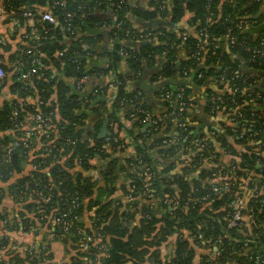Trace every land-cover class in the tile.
<instances>
[{
    "label": "trees",
    "instance_id": "16d2710c",
    "mask_svg": "<svg viewBox=\"0 0 264 264\" xmlns=\"http://www.w3.org/2000/svg\"><path fill=\"white\" fill-rule=\"evenodd\" d=\"M109 1L64 0L65 4L61 7L55 5L54 0H1L5 13L10 16L8 19L14 20L16 27L28 20L24 13L29 12L35 20L33 30L39 34L40 39L34 40L32 36L29 39L27 34V37L21 39L22 43L17 50L10 53L7 59L0 53V67L6 72V77L11 74L12 86L18 90L20 97H40L38 107L43 113L48 114L53 109L48 104L45 105V101L55 87L61 120L67 122L65 129L60 131L61 139L51 147L52 154L37 158L38 167L42 168L45 164L67 155L64 163L66 169L56 163L49 167L51 179L56 186L49 187V176L45 172L33 170L9 182L7 192L17 196L19 203L20 195L27 185L29 189L49 195V201L42 205L47 214L65 211L73 219L69 233L60 239L68 253L66 264H193L195 248L201 241H204V245L219 242L220 254L215 259L203 256L199 264H242L247 261L251 252L258 253L264 260V145L258 143V139H261V144L264 143V136L260 133L252 136V132L264 130V87L258 83L260 74L264 73V58L254 56L244 47H254L258 39L256 34L264 35V0H150L148 10L140 8L134 11L139 18L167 19L174 25L181 22L186 24L180 27L152 25L153 28L143 29L161 32L156 38V45L138 43L143 40L131 39L127 34L126 29L140 31L131 26L125 15L131 10L128 0H122L118 9L110 8ZM46 7L51 8L55 17L52 23L40 20L39 10ZM107 9L111 10L110 18L103 16ZM133 10L135 9L132 8V12ZM67 12L70 16H66ZM241 20L244 27L239 31L236 23ZM116 21H120V26L115 28L113 23ZM103 25L110 26L111 43L107 46L97 44L100 39L99 28ZM67 26L73 28L72 34L66 30ZM30 30L27 28V31ZM199 30L207 36L210 44L205 52H201L199 59L195 60L190 54L197 51ZM183 34L186 35L184 41ZM231 37L236 38L232 44ZM215 44H218L217 48H213ZM7 47L6 43H0V48ZM179 50L184 51L185 60L176 57ZM60 51L62 56H58ZM36 54L41 59L42 76L32 75L30 81L18 79L21 72L31 67V60ZM155 55L159 57V64L151 72V78L145 80L141 62L145 60L152 66ZM15 64L19 66V71H15ZM120 64H125L126 69L121 71ZM110 71L117 73L116 77L121 82L118 86V97L131 98L138 92L137 102L140 107L148 110L152 106L147 92H153L158 97L182 88L184 99L189 103L191 91L210 79L220 83L219 89H222L225 84L221 83L220 76L230 89L235 88L237 91L233 94L230 91L219 94L207 89L208 98L214 95L222 97L226 102L231 98L239 100L244 96L241 91L244 87V93H259L260 98L253 106V111L243 108V118L236 119L237 132L232 131V126L229 125L220 134H215L213 140L204 138L195 131L192 124L187 123V139L177 145L163 143L164 139L180 133V130L171 131L168 128L164 131H152L149 127L144 128L140 123V113L134 114L133 109L127 105H124L123 110L127 109L124 116L128 117L130 124L125 129L115 114L116 109H119L117 103H114L113 111L107 110V120L112 123L113 128H110L106 137L98 136L99 123L87 134L80 133L74 127L80 121L79 118L95 113L92 107L90 111H86L93 96L88 95L84 88L96 78L101 79L103 84L93 87L90 83V88L102 90L106 75ZM62 75L71 78V81H64ZM154 80L159 81L158 86L154 84ZM79 82L81 87L77 88L76 84ZM126 84L131 86V91L124 90ZM167 103L163 100L164 106ZM14 108L16 107L3 103L0 111V131L14 129V124L19 122L13 115ZM34 108L26 105L29 112ZM131 113L133 116H130ZM248 122L254 123L252 128L247 126ZM122 130L134 140V153L131 156H123L125 151L119 147L122 143ZM238 132H243L242 136ZM196 136L202 146L199 150L188 153L186 146ZM65 138L74 140L75 144H65ZM249 138L253 139L252 143L247 142ZM107 143L110 152L105 148ZM218 145L234 157L228 165L222 161ZM175 147L182 151H177ZM39 153L45 154L43 148ZM119 153L121 155H116ZM210 156H214L211 160L223 167L222 175H226L224 171L233 170L237 177L243 178L253 172V180L247 185L246 205L249 212L243 211L252 218L253 239L243 236L240 233L242 228L231 229L228 231L229 236H223V217L232 211V201L239 180H230V193L217 197L211 188L221 180L215 179L216 173L207 165ZM75 166L82 168L80 173L69 172L68 168ZM19 169L18 160H0V179L8 182ZM87 169H93L95 174H84L83 171ZM133 169L141 174L136 176ZM121 176L128 179L121 186L124 201H117L115 205L110 198L99 201L97 194L100 192L115 194V183ZM3 194L4 190L0 188V206ZM127 195H131L133 200L128 201ZM149 196L160 201L154 208L149 204ZM191 196L200 200L189 202L188 198ZM173 197L178 203L164 201ZM75 198L79 202L78 207L73 205L72 200ZM21 205L25 207H22V211L19 210L20 220L24 216L23 225L33 227L37 219L41 218V214L37 213L39 209L31 203ZM32 209L33 215L25 213ZM90 209L94 211L89 217L90 225L86 226L77 217H82L83 212ZM41 219L43 222L47 221L45 218ZM76 226L89 234L93 229L101 233L106 244L105 256L99 259L95 245L91 246L89 253L80 250ZM183 228L190 234H184ZM56 232L60 233L57 229ZM176 232L178 237L173 243L172 255L168 260L164 259L161 247ZM197 234H201L202 239H196ZM247 239L250 240L248 246L251 250L245 252L243 242ZM7 244L1 241L0 248ZM44 246V249L31 247L32 256L28 253L14 255L15 260L4 254L0 256V264H52L51 246L49 243Z\"/></svg>",
    "mask_w": 264,
    "mask_h": 264
},
{
    "label": "built area",
    "instance_id": "2783aa9c",
    "mask_svg": "<svg viewBox=\"0 0 264 264\" xmlns=\"http://www.w3.org/2000/svg\"><path fill=\"white\" fill-rule=\"evenodd\" d=\"M122 2H123L122 0H120L119 2L110 0L108 2V5L110 8L112 7V8L118 9L121 7ZM54 4L62 7L64 6L65 2L64 0H54ZM0 11H2L3 13L4 11L3 5L0 7ZM39 12H40V15H39L40 20H45L50 23L55 21V17L52 13L51 8L49 7L41 8ZM24 15L28 17V20L32 19L31 14L29 12H25ZM125 15H127V13H125ZM66 16H70V13L67 12ZM114 17H115L114 19H116V16ZM12 21L15 23L14 20ZM119 24H120V21L119 22L116 21L113 23V26L116 28L120 26ZM243 25H244V22L242 20L236 23V27L239 31L243 30V27H244ZM66 30L70 34L74 32L73 28L70 26H67ZM126 32L130 36L131 39H135V40L156 39L161 34L160 31L152 30V29H148L145 31L144 30L131 31L130 29H126ZM32 34H33L32 38L34 40L40 39V36L37 32L36 33L33 32ZM258 36H257L258 38L257 44L254 45V47H251L249 45H245L244 47L246 48V50L251 51L254 56L264 58V35H261L259 37ZM197 37L199 38V43L197 45V51L190 54V57L195 60L199 59V55L201 54V52H205L207 50V46L210 44V40L207 38L206 35L202 33L201 30H199ZM185 39H186V35L183 34L182 41H184ZM235 40H236L235 37H231L230 43L231 44L234 43ZM217 47H218V44H215L213 46V48H217ZM62 55L63 53L62 51H60L58 53V56H62ZM40 61L41 59L39 58L38 54H36V56L33 57L31 60V65H30L31 67L28 70L21 72L18 76V79L23 80V81H30L32 75L42 76V74L40 73V69H41ZM15 67H16L15 71H19V66L15 64ZM183 73L185 74V71ZM116 74L117 73H115L114 71H110L106 75V78H105L107 82L108 90H110V95H109L108 103H107V107L109 111H113L114 103H117L119 105V109L118 108L116 109L115 114L119 117L122 109L124 108V105H127L128 107L133 109L134 114L140 113L141 115L140 123L148 126L149 129L152 131L157 130V129H161L162 131H164L168 128L171 130L172 127H173V130L171 131H175V129L180 130V133L178 134L175 133L173 136L167 139H164L163 143H167V144L172 143V144L177 145V143H179L183 139L184 140L187 139L188 130L186 129V124L190 122L188 121V115L186 112H187V107L189 103L188 101L184 99V90L182 88L177 89L175 91L166 92L160 95V97L163 100H166L168 102L167 103L168 105L165 106L166 110L161 116L159 117L155 116L154 118L153 117L154 115L151 113L150 110L140 107L139 103L137 102L138 92L135 96L131 98L118 97V86L121 85V82L120 80L117 79ZM4 77H6V72L0 67V79ZM83 78L86 79L85 77ZM220 79H221V83L225 84V87H227L228 92L230 91V93L233 94V92L235 93L237 91L235 88L230 89L227 86L228 83L224 81V78L222 76H220ZM76 87L77 88L81 87V83L80 82L77 83ZM124 90L129 92L132 89L129 84H126L124 86ZM245 90H246L245 87L241 90L244 96L239 100L231 98L228 100V102H226L222 97L214 96V95H210V98H209L211 110L223 111L226 117V120L232 126L231 130L234 132H237L236 119L238 118L241 119L244 116L243 108L246 109L247 107L246 110L253 111L252 110L253 106L255 105L256 101L260 98L259 93H255L254 95H249L247 93H244ZM34 97L27 96L23 98L24 106L20 110L21 111L23 110V112L25 113V116L23 120L17 122L14 127L15 130H19L18 132H21L22 134L17 136L13 142L7 143L2 148L1 155H0L1 162H8L10 158H12L13 153H18L20 156H23L26 150L28 149L30 150L32 148V147L30 148L31 141H33L34 143L36 139H41L42 144H43L42 148H43V151L45 152V154H41L39 156L51 155L52 154L51 147L55 146L58 140L61 139L60 131L65 129L67 122H64V120H57L54 109H52V111H50L48 114L43 113L38 107L40 104V99H38L37 104H29L28 101L33 100ZM188 100L190 99L188 98ZM26 105H32L35 108L34 110L29 112L26 109ZM45 105H47L46 102H45ZM133 113H131L130 116H133ZM16 114H17V109H14L13 115H16ZM253 124H254L253 122H248L247 126L252 128ZM238 133L240 136H242L243 134V132H238ZM258 133L264 136V130H261L259 132L254 131L252 132V136L258 135ZM126 138L128 139V141H130L131 144H134V140L130 135L127 136ZM114 140L117 141V139L115 138ZM64 141H65V144L67 145L75 144V141L69 138H65ZM252 141H253L252 138H249L247 140L248 143H252ZM258 143L260 145H264V143L261 144V139H258ZM201 146H202L201 141L199 137L196 136L190 140L189 144L186 146V151H188V153L197 151L199 150V147L201 148ZM60 148L61 150L63 149L62 145L60 146ZM175 148L177 149V151H182L178 147H175ZM213 157L214 156H210V160L207 165L211 166L212 170L216 173L217 177H215V179L217 181L221 180L220 183L212 186L211 188L213 193L216 194L217 197H220L221 194L223 193H230L231 191L230 185H229L230 180H233V181L239 180V186L236 190V193L232 201V211L230 213H227L226 216L223 217V220H225V224L223 227V236L226 237V236H229V233H228L229 230L234 229V228L239 230L240 228H243L242 224H243L244 218H248L252 222L251 220L252 218H250V215H247L243 211L249 212L248 206L246 205V199L248 195L247 185L249 182L253 180V177L250 175V172H249L245 177L239 178L234 174L233 170L224 171V173L226 172V175H222L223 167L219 163L212 161L211 159H213ZM65 159H67V155L61 156L59 159L52 161L50 164H45L42 168L38 167L39 164H37L36 166H33V168L34 170L45 172L49 176L48 177L49 187H55L56 183L53 182V180L51 179V175L49 173V167L52 164L56 163L62 169H66L67 167L64 164ZM68 170L70 169L68 168ZM133 171H135L136 176H139L141 174V172L137 171L136 169H133ZM76 198L72 200L74 207L79 206V202L77 201ZM126 199L128 201H131L133 200V197L131 195H127ZM149 199H150L149 202H151L153 208L156 206L155 204L157 202H160L158 198H154L152 196H149ZM202 199H205V198L202 197ZM199 200L200 198L195 197V196H191L188 198L189 202H197ZM48 201H49L48 194L45 195V194L40 193L39 191H36L35 189H29L28 186L25 185L20 195L19 203L20 204L21 203L34 204V206L39 209L38 215L41 214V218L47 219V221H49V223L51 224V226H53V228H56L57 230H59L61 237H66L74 221L72 218L68 217V213L65 211H58L56 213L47 214V212L44 211V208L42 205L43 203H47ZM164 201H168V202L171 201L172 203H178V200L174 197L171 199H165ZM77 220L78 221L82 220L80 215L77 217ZM75 229H76V234L79 240V248L81 251H86V253H89V249L91 248V246L95 245L97 251L99 252L98 256L99 255L105 256L104 250L106 248V244L102 240L101 233L93 229V232L89 234L88 232H83L80 226H76ZM174 234H177V232L173 233L172 235ZM176 237H178V235ZM196 239H202V235L197 234ZM249 241L250 240L247 239L245 242H243L245 252H248L251 250L250 247L248 246ZM218 245H219V242H214L212 245L214 251L211 257L213 258L218 257L220 254ZM5 248L6 247L1 246V249H5ZM172 252L169 253V257L172 255L171 254ZM28 255L30 256L33 255L31 250H28ZM242 264H264V260L261 258V256L258 253L251 252L247 261H244Z\"/></svg>",
    "mask_w": 264,
    "mask_h": 264
},
{
    "label": "crops",
    "instance_id": "0c3cea01",
    "mask_svg": "<svg viewBox=\"0 0 264 264\" xmlns=\"http://www.w3.org/2000/svg\"><path fill=\"white\" fill-rule=\"evenodd\" d=\"M150 0H128L130 4V11L127 13V18L130 20L131 26L137 30H143L148 27H154V26H144L143 24L148 21L152 20H144L139 18L134 11H138L140 8L144 10L149 9V3ZM2 6L1 0H0V7ZM132 6V7H131ZM132 8L135 9L132 12ZM103 15L106 18L111 17V10L107 9V11H104ZM10 17L8 14L5 13V10L0 11V43L7 44V49L0 48V53H3L6 56L10 55V53L16 51L17 47L20 43H22L23 37H27L31 39V36L34 32V25L35 20L29 19L26 20L25 23L21 26H15L16 22L14 23L11 19H8ZM167 20V19H166ZM186 25L184 22L175 24L177 27H180L181 25ZM27 28H30V32L27 31ZM100 39L97 42L99 46H107L111 43L110 38V26L109 25H103L100 27ZM29 32V33H28ZM28 34V35H27ZM258 35L256 34V37ZM157 40V39H156ZM182 50V49H181ZM179 50V53L176 57H180V59L185 60L186 55L184 54V51L182 52ZM181 51V53H180ZM159 57L154 56V63L153 65H148L145 60H142V74L145 80H148L151 78V75L153 70H155L159 64V61L157 60ZM179 59V60H180ZM14 66V64H13ZM120 69L125 70L126 65L120 64ZM63 74V73H62ZM11 74H8L7 77H4L0 79V111L2 109L3 103H7L10 106H14L17 109V114L14 116L19 121H22L25 113L23 110L21 111L22 107L24 106V97H20L18 95V90L14 89L12 86L11 81ZM61 75V72L59 73ZM178 77V75H177ZM260 79L258 80V83L264 87V75H260ZM62 78L64 81H71V78L62 75ZM159 79V78H158ZM160 79L163 81V79L160 77ZM4 80V82H3ZM174 80V79H173ZM171 80V81H173ZM154 84L158 86L159 81L157 82L154 80ZM92 86H96L99 84H103V81L101 79L93 78L92 82H90ZM90 83L88 86L84 88L85 91L88 92V95H92L93 97L90 99L89 106H86L89 109L94 108L95 113H93L90 116H85L83 118H79V122L74 125V127L80 131V133L87 134L89 131H92L94 129V126H96L98 123V134L102 126V120L103 117L107 120V117L109 113L107 103L108 98L110 95V90H108L107 83H104V88L101 90L90 88ZM220 83L216 82L214 79H210L207 81L204 85L200 86L199 88H196L191 91L189 95V104L187 107V115H188V121L192 126H194L195 131L202 134L204 138H210L213 140L215 134H220L222 131H224V128L226 126H229L230 123L226 120V117L223 113V111H213L211 110V107L209 105V98L207 94V89H210L212 91H215L219 94H224L228 89L227 87H224L222 89H219ZM151 92V91H150ZM148 98H150L152 109L150 110L151 113L159 117L161 116L165 110L166 107L163 105V99L160 96H154V93L150 94L147 92ZM27 97V96H25ZM40 97L37 95L33 98V100L28 101L29 104H37L38 99ZM105 99V100H103ZM47 104L52 107L56 114V119L61 120L62 115L59 111V102H58V96L55 91V87H53V90L49 94V97H47L46 101ZM92 107V108H91ZM127 109H122L121 114L119 116V120L122 121L123 127L126 129V127L129 126L130 122L128 117H125L124 114ZM13 111V110H12ZM90 111V110H89ZM92 111V112H93ZM91 112V113H92ZM90 113V112H89ZM15 121V120H14ZM15 127V124H14ZM148 126L144 125V128ZM110 128H113L112 123L107 120V134L102 136L106 137L109 134ZM123 128V129H124ZM80 129V130H79ZM82 129V130H81ZM173 130V127L172 129ZM19 130L9 129L8 131H0V152L2 151V148L5 146V144L13 142L17 136L21 135V132H18ZM120 140L122 143H120L119 147L124 149L123 156H131L134 153V144H131L130 141L126 138L129 136V134L122 130V134H120ZM99 136V135H98ZM101 137V136H99ZM3 140H6L4 143ZM107 145V146H106ZM105 145V148L110 152L109 150V144L107 143ZM42 141L41 139H36L35 142L31 141L30 150H26L23 156H20L18 153L16 154L15 160L19 161L20 169L18 171H15L13 173V176L10 178L8 182H2L0 179V188L4 190L3 199L0 206V242L5 241L8 244L6 245L5 249L0 248V256H3L4 254L10 255L14 260V255H22L28 253V250H32L31 247H34L35 249L41 247L45 248L44 245L51 246L52 249V258L50 259L52 261V264H66L67 262V255L65 247L61 242V235L60 233L56 232V228H53L49 221L43 222V220L37 219L35 225L33 227L23 225V217L21 216L20 220V213L19 210L22 211V207H25L17 202V196H12L7 192V184L11 181H14L16 178L27 175L28 173L32 172L34 170L33 166H36L39 159V152L42 149ZM218 151L220 152V156L222 161L225 165H228L231 160H234V157L229 154L228 152L224 151L221 147L218 145ZM116 155H121L116 154ZM236 161V160H235ZM82 170L80 166H75L73 168H70L69 172H79ZM84 174H95V171L93 169H87L86 171H83ZM250 175H253V172H250ZM127 178L125 176H121L119 180L115 183L116 192L114 195L108 194L106 192H100L97 194V198L99 201H105L107 199H111L113 204L117 201H124V198H122L121 195V186L127 183ZM151 204V202H149ZM32 206V205H31ZM34 209V207H32ZM24 209V208H23ZM33 209L31 212H25L27 214L31 213L33 215ZM93 209L91 210H85L82 214V222L84 225L88 226L90 225L89 217H91L93 214ZM38 213V212H37ZM45 221V220H44ZM252 222L248 218L243 219V228L240 230V233H242L243 236H246V238L250 237L253 239V228H252ZM59 231V230H57ZM182 232L184 234H190L186 228L182 229ZM177 234L171 235L168 239V242L166 244L162 245V255L164 256V259L169 258V253L173 250V243L176 240ZM44 244V245H43ZM195 257L193 264H199V261L201 258L208 256L211 259H215L212 256L213 254V247L210 244H205L204 241L200 242V244L195 248ZM204 256V257H203ZM103 257V255H99V259ZM13 261V260H12Z\"/></svg>",
    "mask_w": 264,
    "mask_h": 264
},
{
    "label": "water",
    "instance_id": "95a60500",
    "mask_svg": "<svg viewBox=\"0 0 264 264\" xmlns=\"http://www.w3.org/2000/svg\"><path fill=\"white\" fill-rule=\"evenodd\" d=\"M144 26H148V25H166V26H176L170 22H168L167 20H159V19H155V20H152V21H148V22H145L143 24ZM141 43V44H150V45H156L158 44V41L156 39H149V40H143V41H138V43ZM260 75H264V73H261ZM105 100V99H103ZM107 134V120L103 117V120H102V126H101V129L99 131V136H104ZM12 158L15 160L16 158V154H13L12 155Z\"/></svg>",
    "mask_w": 264,
    "mask_h": 264
}]
</instances>
